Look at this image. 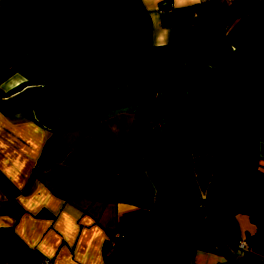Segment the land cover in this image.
<instances>
[{"label": "crops", "instance_id": "obj_1", "mask_svg": "<svg viewBox=\"0 0 264 264\" xmlns=\"http://www.w3.org/2000/svg\"><path fill=\"white\" fill-rule=\"evenodd\" d=\"M0 2L36 36L0 31V56L22 52L0 82V264H245L242 239L264 253L236 196L264 171V0ZM188 66L209 80L161 129L166 150L127 146L107 201L53 194L71 156L37 165L46 137L72 147L86 112L121 141L177 103Z\"/></svg>", "mask_w": 264, "mask_h": 264}, {"label": "trees", "instance_id": "obj_2", "mask_svg": "<svg viewBox=\"0 0 264 264\" xmlns=\"http://www.w3.org/2000/svg\"><path fill=\"white\" fill-rule=\"evenodd\" d=\"M2 30L13 32L26 46H29L36 38L20 22L18 17L7 11L5 2H0V31ZM21 54L22 52L17 50L0 56V82L14 71V64ZM208 80L209 77L200 78L197 76L195 66H188L183 90L177 103L144 123L133 134L134 136H127L118 142L110 138L106 127H100L92 136L83 137L84 132L89 130L91 123L79 114L73 115L72 120L79 128L80 137L78 142L74 143L68 167L60 176L57 185L53 189V194L67 203H70L77 195L83 196L88 201H107L123 171L125 148L131 146L140 156L157 154L166 150L161 139L149 134V128L158 124L157 127L164 130L165 126L171 124L181 114L190 98L194 85L197 82ZM29 103V101L26 103L25 111H27ZM101 113L99 111L93 112L95 116ZM255 124H264V107ZM63 128L64 125H61L54 128V130L60 131ZM164 132L167 134L165 130ZM67 150V146L57 143L51 136H48L43 141L36 163L41 167H46L54 161H61ZM215 156L217 166H220L222 155L215 153ZM236 196L243 204L244 212L253 225L254 235L264 241V171L253 166L248 185L237 189ZM124 234L129 236L128 232H124Z\"/></svg>", "mask_w": 264, "mask_h": 264}, {"label": "rangeland", "instance_id": "obj_3", "mask_svg": "<svg viewBox=\"0 0 264 264\" xmlns=\"http://www.w3.org/2000/svg\"><path fill=\"white\" fill-rule=\"evenodd\" d=\"M149 103H151V102H145L142 106H139L138 107V109H137V115H136V122H138V123H140L141 122V117H139V114L142 112V111H144L145 109H147V107H148V104ZM87 111L89 112L90 111V108H87ZM86 113V112H85ZM85 113H84V115L83 114H81L80 113V115L81 116H83V117H85V118H87L86 116H85ZM152 115H153V113H152ZM113 119H115V117H112ZM88 119V118H87ZM134 119V118H133ZM148 121H150V120H148ZM76 126H75V124L72 122V121H70L69 122V125H66V127L65 128H63L62 130L63 131H69V129L70 128H75ZM96 127V123L95 124H93L92 123V125H91V128H95ZM90 128V127H89ZM91 130V131H90ZM90 130H88V131H86V132H84V135H83V137L84 136H92V134L94 133V132H96L95 130H93L94 132H92V129H90ZM80 132V131H79ZM148 132H149V134L150 135H153V136H156L157 138H160V139H163V140H165V136H164V133H163V130H161V129H159V128H154V127H150L149 128V130H148ZM80 134V133H79ZM77 136L78 135H76V138H77ZM80 136V135H79ZM134 136V135H133ZM124 136L122 135L121 136V138H119V139H122ZM82 138V137H81ZM75 143H77L78 142V139L77 140H75L74 141ZM73 147H74V145L72 146V147H70V144L67 146V148H68V151H67V153H68V155H70L71 156V153H72V150H73ZM62 161H64L63 159H62ZM247 216V215H246Z\"/></svg>", "mask_w": 264, "mask_h": 264}, {"label": "built area", "instance_id": "obj_4", "mask_svg": "<svg viewBox=\"0 0 264 264\" xmlns=\"http://www.w3.org/2000/svg\"><path fill=\"white\" fill-rule=\"evenodd\" d=\"M153 127H156V125H153ZM236 247L240 249L243 254L245 255V264H264V253L260 256H248V244L246 240H239L236 243ZM38 264H51V260L48 258H40L37 262Z\"/></svg>", "mask_w": 264, "mask_h": 264}]
</instances>
